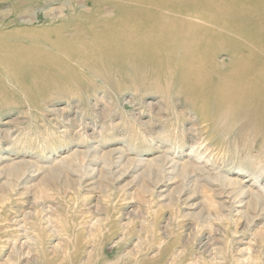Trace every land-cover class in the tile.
<instances>
[{"label":"rangeland","instance_id":"374dc122","mask_svg":"<svg viewBox=\"0 0 264 264\" xmlns=\"http://www.w3.org/2000/svg\"><path fill=\"white\" fill-rule=\"evenodd\" d=\"M138 4L0 0V46L14 48L0 52V264H210L209 256L246 264L239 257L264 253L256 200L239 204L201 172L147 169L167 152L213 176L222 163L218 173L234 178L236 167H264V133L243 116L224 117L231 108L184 95L174 72L178 31L154 15L142 19ZM217 59L228 62L222 52ZM196 114H209L212 129ZM239 177L253 191L264 182ZM13 242H26L25 253ZM174 250L181 254L172 260Z\"/></svg>","mask_w":264,"mask_h":264},{"label":"bare ground","instance_id":"6f19581e","mask_svg":"<svg viewBox=\"0 0 264 264\" xmlns=\"http://www.w3.org/2000/svg\"><path fill=\"white\" fill-rule=\"evenodd\" d=\"M10 1H13L15 7H19L25 5L26 2H28L29 0H10ZM135 1H138L139 3L138 5H140V12L142 11L141 14L142 19L149 18L150 16L154 15L152 20L166 21V23H168L170 27L173 28L174 31H178L176 40L178 41V52L179 51L181 52L182 57L174 61L176 62L175 63L176 66L174 67V72L176 73V80L179 83L181 82L183 84L182 86L184 87V90L182 91L184 92V95L185 94L196 95L198 97L197 99L201 98L207 101H212L215 104V106L220 107V109L227 108L229 110L231 108L229 112L227 110L223 111L224 113L227 111V114L225 113L224 117L226 116L231 119L234 118L235 115H237V117L243 116L246 118L244 124L249 126L247 128L248 129L252 128V130L255 131L256 134L262 135L264 133V0H135ZM96 7H97V11H100V5ZM150 8L153 9L154 11L151 12ZM85 17L87 18L89 16L85 14ZM99 19H91V21L93 24H106L107 26V23ZM79 31L81 30L79 29ZM121 38H122L121 36H118L116 38V42H118ZM11 49L14 48L3 45L0 46V52L11 51ZM76 52L78 54H85L87 56L89 50L86 49L85 51L77 50ZM220 52L227 55L228 62L220 63V61H218L217 55ZM72 55L73 53L68 55L69 56L68 58L73 57ZM158 85H160L159 87L161 88V84ZM179 88H177V90ZM186 97H188L187 98L188 100L189 95H186ZM192 104L189 105L191 106ZM194 105L195 104H193L192 106L194 107ZM223 112L222 115L224 114ZM222 115L219 116L222 117ZM206 116L207 117H204L203 115L201 116L197 115V117L202 121V123L206 124L207 126L206 128H208L209 131L213 127L212 124L213 122L209 118L210 117L209 114H207ZM225 120L226 118H223L221 122H224L223 124H225ZM182 129L181 132H183ZM246 131L248 130L246 129ZM248 133H250V131H248ZM202 144L203 143H201V145ZM190 146H191L190 152L194 153L195 152V150L193 149L194 146L193 147L192 145ZM179 147L181 146L178 145V148ZM209 148L210 146L205 147L204 152L207 150L209 151ZM113 154H117V152L111 151L109 153H106L105 154L106 156H104V158H111ZM118 154H120V152ZM162 154H163L162 156L159 157L157 156L155 159L153 158L147 161L146 165L150 173L153 172L152 168L154 166H155L154 168H156L159 171L158 174L169 173V172L170 174H172L177 172L179 176L182 178H185V176L189 175L190 171L192 173L193 172L204 173L207 175V178L210 179L211 183H218L219 186L222 185V188H226V187L229 188L230 189V192L228 193L229 196L234 197L239 204H241V202L243 204L245 201L244 204L247 203L250 206L252 204L250 201L253 200L252 202H254V200H256L254 202V205L256 206L255 208L257 209L259 208L260 211L263 212L264 182L262 184L259 183L258 181L259 178L264 176V167H261L259 163L253 165L254 166L253 167L252 166L253 162L252 163L250 162L251 166L254 168V169H250L251 172L245 170L246 165L242 166L243 168H241V166L236 167L235 170L238 173L237 175H235L234 178H232L226 174L220 175L218 173L221 170L219 168H221L222 163L218 164L219 167L216 172L217 174L213 176L210 173H208L209 170L204 169V166L199 165L198 164L199 162L198 163L196 161L192 162L190 160L188 161L187 159H185L186 161L183 162L184 164H182V166L180 167L178 165V162L174 160L173 156L168 155L167 152ZM195 157L196 159L201 158V156L199 155L198 156L196 155ZM263 158L262 160H264ZM258 160H260V158ZM244 172L252 173V177L254 179L253 181L258 182V189H256L257 191H253L254 189H251L248 186L246 187L242 179H240L239 176L243 175ZM258 192H261L262 195H260V193ZM252 197H254L255 199H253ZM245 199L248 200L246 201ZM235 212L236 213H234L233 211V213L238 218L239 216L237 215L239 214V211L235 209ZM242 218L243 217H240L239 219H236V221L239 223L238 220ZM249 220L250 219H246L245 226H247L248 223L251 221ZM48 223L49 222H46V224ZM166 224L168 225V222ZM49 226L51 227V225ZM91 229L92 227L89 226V230ZM51 233L56 234V231L51 230ZM30 237H32V235ZM257 238H260V240L264 239V232L258 235ZM26 239L28 241V238ZM26 242H19V243L13 242L12 249L16 251L19 250L18 251L19 253L21 252L24 254L25 253L24 250H26L28 247ZM164 242L165 240L161 238L158 241V245L163 244ZM261 245L264 246V240L261 243ZM55 248L56 251L59 250L58 246H56ZM248 250H250L249 247L244 250L240 249L239 253L240 254L242 253L243 254L242 256H244L246 255L245 252ZM26 252L28 255V251ZM180 254H181L180 251L178 252L174 250V252H172L171 254V259L172 260L175 259ZM252 258H253L252 255H246L245 259L242 260V258L239 257V260L241 261V263L243 262L246 264L247 263L260 264L264 262V253L261 255V257H258L257 260L256 259L253 260ZM200 259L201 258L199 259L195 258L192 261L198 263L197 261ZM208 259L210 264H216L217 262L216 256H209Z\"/></svg>","mask_w":264,"mask_h":264}]
</instances>
